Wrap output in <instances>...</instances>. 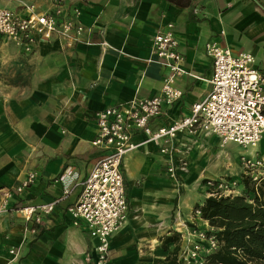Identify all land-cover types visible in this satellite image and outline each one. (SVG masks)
Here are the masks:
<instances>
[{
	"label": "crops",
	"instance_id": "0c3cea01",
	"mask_svg": "<svg viewBox=\"0 0 264 264\" xmlns=\"http://www.w3.org/2000/svg\"><path fill=\"white\" fill-rule=\"evenodd\" d=\"M257 1L262 7L254 0H190L184 6L169 0H67L90 29L82 42L66 46L57 39L41 41L25 52L0 36V190L34 171V182L14 196L13 206L63 197L43 216L35 235L25 230L18 212L1 214V264L12 258L6 253L9 247H16L17 255L8 264H93L96 240L84 223L72 224L67 207L76 201L81 182L100 153L91 144L95 112L159 93L168 70L147 59L152 36L170 21L183 55L182 67L196 77L176 78L182 96L151 120L153 128L186 116L191 105L209 92L212 61L205 52L207 41L215 40L234 53L249 51L255 67L264 69V0ZM23 2L34 3L39 10L51 4L0 0V7L19 8ZM256 53L262 56L257 59ZM202 139L211 141L213 136L202 132L178 136L177 189L169 187L163 175L168 171L161 168H167V158L153 143H142L125 155L121 171L126 220L110 237L104 264H168L167 258L177 246L176 258L182 243L177 234L186 226L216 231L194 212L208 197L204 180L217 178L212 177L217 175L215 166L209 165L215 158L209 155L195 162ZM132 140L140 143L145 136L136 133ZM180 160L186 164L188 160L189 171L178 172ZM238 189L243 191L242 181ZM169 236L173 239L165 242ZM86 253L91 255L89 262L84 260Z\"/></svg>",
	"mask_w": 264,
	"mask_h": 264
},
{
	"label": "built area",
	"instance_id": "2783aa9c",
	"mask_svg": "<svg viewBox=\"0 0 264 264\" xmlns=\"http://www.w3.org/2000/svg\"><path fill=\"white\" fill-rule=\"evenodd\" d=\"M79 20V9H70L67 0H51L50 7L39 10L34 3H21L19 8L0 7V36L25 52H31L41 41L60 40L66 46L83 41L89 32ZM105 44V42H101ZM151 58L165 67L159 93L149 98H133L125 104L107 106L95 112L96 133L91 144L100 153L91 170L81 182V191L74 203L67 207L72 224L84 223L90 236L96 240L93 264H104L109 254V239L120 230L126 220L127 202L121 165L126 154L142 143H153L167 158L168 174L175 178L176 142L182 133L213 134L222 144L234 143L243 148H255L264 140V69L255 67V58L249 51L234 53L217 41L205 43V52L211 58L210 90L206 96L191 105L186 116L173 120L167 126L153 128L152 119L162 114L164 106H171L182 96L175 84L182 74L196 75L182 67L183 55L174 36V23L167 22L151 38ZM142 133L145 140H132ZM184 165L185 162L180 160ZM242 179L258 185L264 179V152L239 156ZM30 171L15 185L0 190V217L8 211L20 214L25 230L35 235L42 218L55 208L58 198L45 203H24L13 206L15 195L23 193L35 180ZM240 180L220 176L206 178V195L213 197L241 194ZM200 215V210L195 209ZM31 223V226L27 225ZM182 243L176 255L177 264H205L207 256L219 247L213 228L186 226L179 231ZM13 261L16 247L6 251ZM3 254L0 253V261ZM91 260L90 253L84 256ZM1 264V263H0Z\"/></svg>",
	"mask_w": 264,
	"mask_h": 264
},
{
	"label": "trees",
	"instance_id": "16d2710c",
	"mask_svg": "<svg viewBox=\"0 0 264 264\" xmlns=\"http://www.w3.org/2000/svg\"><path fill=\"white\" fill-rule=\"evenodd\" d=\"M169 1L182 6L190 2ZM242 186L241 194L208 196L195 206L201 218L216 229L219 241L218 249L207 256L205 264H264V179L256 186L242 179ZM172 239L169 236L164 241ZM176 251L177 246L167 258L168 264H177Z\"/></svg>",
	"mask_w": 264,
	"mask_h": 264
},
{
	"label": "rangeland",
	"instance_id": "374dc122",
	"mask_svg": "<svg viewBox=\"0 0 264 264\" xmlns=\"http://www.w3.org/2000/svg\"><path fill=\"white\" fill-rule=\"evenodd\" d=\"M256 55H257V59L258 57L262 56L261 53H256ZM0 62H1V58H0ZM205 135L206 136L211 135L213 136V139L211 141H205L204 139L201 140L199 150H197L196 152L197 154L195 157V162H198V160H200V157L202 158L210 155V157L215 158V163L209 165L215 166V169L214 168L212 169H214L215 174H217L212 177L226 176L242 181L241 169L238 161L239 155L241 154L251 155L255 153V151H253L254 148L252 147L243 148L234 143L222 144L217 136L213 134H205ZM263 148H264V143H260L256 148V150L262 153ZM183 152L181 151V154ZM189 152L190 151H187V153ZM221 163H223V165H221ZM196 165L197 164L195 163V166ZM205 166L207 167V164H205ZM161 168L164 169L163 170L164 172H167V168L165 166ZM178 170H179L178 172L189 171L190 168H188V160H187V164L186 163L184 165L182 163L179 164ZM163 175L168 179L169 187L170 188L173 187L174 189H177L178 184H180L179 176L173 178L169 174H163Z\"/></svg>",
	"mask_w": 264,
	"mask_h": 264
}]
</instances>
